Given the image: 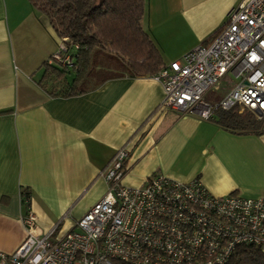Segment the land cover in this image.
I'll return each instance as SVG.
<instances>
[{
  "label": "crops",
  "instance_id": "obj_1",
  "mask_svg": "<svg viewBox=\"0 0 264 264\" xmlns=\"http://www.w3.org/2000/svg\"><path fill=\"white\" fill-rule=\"evenodd\" d=\"M239 1L144 0L141 25L168 64L209 40ZM58 49L46 17L28 0H0V252L14 251L25 237L22 188L30 193L35 232L58 222L61 236L105 194L100 172L121 147L128 153L125 185L159 172L198 178L217 196L264 197V131L234 133L165 108L152 75L118 76L88 92L51 97L37 80ZM227 85L226 76L217 85L222 94Z\"/></svg>",
  "mask_w": 264,
  "mask_h": 264
},
{
  "label": "built area",
  "instance_id": "obj_2",
  "mask_svg": "<svg viewBox=\"0 0 264 264\" xmlns=\"http://www.w3.org/2000/svg\"><path fill=\"white\" fill-rule=\"evenodd\" d=\"M64 46L49 61L69 63ZM218 100L205 99L222 78ZM163 88L161 105L210 119L217 108L239 105L264 115V0H240L206 42L162 65L152 75ZM127 150L117 149L100 172L105 194L56 235L35 232L29 208L21 215L25 237L0 264H227L236 248L264 252V197L211 194L198 178L179 181L155 173L139 186L121 182Z\"/></svg>",
  "mask_w": 264,
  "mask_h": 264
},
{
  "label": "trees",
  "instance_id": "obj_3",
  "mask_svg": "<svg viewBox=\"0 0 264 264\" xmlns=\"http://www.w3.org/2000/svg\"><path fill=\"white\" fill-rule=\"evenodd\" d=\"M144 0H28L44 15L64 46L69 63L46 60L39 86L51 97L88 92L118 76H151L164 65L162 51L141 25ZM208 41V40H207ZM239 105L217 108L210 119L234 133L264 131V115ZM23 211L30 208V193L20 191ZM114 264H123L114 260ZM227 264H264V252L244 244Z\"/></svg>",
  "mask_w": 264,
  "mask_h": 264
},
{
  "label": "rangeland",
  "instance_id": "obj_4",
  "mask_svg": "<svg viewBox=\"0 0 264 264\" xmlns=\"http://www.w3.org/2000/svg\"><path fill=\"white\" fill-rule=\"evenodd\" d=\"M222 92V90H219V87H214L208 92L207 97L213 99L212 97L214 96L215 99L217 98L216 100H218L221 97ZM257 117L260 118L259 116Z\"/></svg>",
  "mask_w": 264,
  "mask_h": 264
},
{
  "label": "water",
  "instance_id": "obj_5",
  "mask_svg": "<svg viewBox=\"0 0 264 264\" xmlns=\"http://www.w3.org/2000/svg\"><path fill=\"white\" fill-rule=\"evenodd\" d=\"M258 116H260L261 115V112L260 111H258V110H255L254 111Z\"/></svg>",
  "mask_w": 264,
  "mask_h": 264
}]
</instances>
